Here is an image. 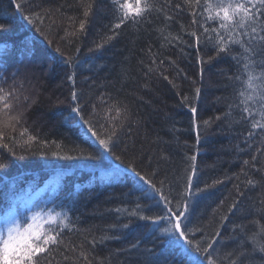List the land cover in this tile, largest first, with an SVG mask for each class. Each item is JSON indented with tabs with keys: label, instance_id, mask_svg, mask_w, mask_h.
Masks as SVG:
<instances>
[{
	"label": "trees",
	"instance_id": "1",
	"mask_svg": "<svg viewBox=\"0 0 264 264\" xmlns=\"http://www.w3.org/2000/svg\"><path fill=\"white\" fill-rule=\"evenodd\" d=\"M31 2L52 10L56 23L47 36L52 44L15 9V0H0V23L6 25V30L0 31V88L16 89L18 98L12 101L10 115L23 113L19 123L13 122L15 131L2 128L0 160L7 167L0 169V222L17 209L23 215L36 207L52 208L55 202L72 207L78 231L63 232L62 246L53 252L52 264H189L178 249H170L166 239H160L165 223L154 228L148 221L114 209L126 206L131 210L140 203L147 206L145 214H162L155 201L144 198L132 177L119 169L134 164L137 171L152 178V170L158 168L157 179L167 177L179 192L183 190L185 169L191 163L187 158L195 155L193 190L210 185L193 198L190 226L203 229L196 232L195 238H211L219 231L214 247L221 257L220 264H230L229 254L240 251L248 253L240 257L241 264H264V252L249 239L255 235L264 240L260 232L264 228V134L247 138L250 124L241 120L235 107L225 115L229 105L238 103V84L228 79L238 74L236 61L221 55L211 63L205 62L201 78L193 40L181 34V25L192 30L191 13L186 8L179 14L165 9L174 20L164 33L159 31L165 27L164 16L154 13L139 24L122 25L112 40L95 49V43L112 35L109 29L117 22L110 0H94L87 18L85 6L92 0ZM157 2L163 6L164 0ZM180 2L172 0L173 5ZM81 21L85 22L82 32ZM49 24L45 19L42 30L46 33ZM210 26L217 24L210 22ZM175 36L186 43L173 40ZM57 47L64 56L55 52ZM232 52L236 55L241 49L235 46ZM214 55L210 44H201L199 56ZM68 57L72 64L65 63ZM73 65L75 90L85 118L95 104L97 119L107 128L109 123L102 119L105 108L119 103L121 108L129 109L130 119L118 131L114 149L123 163L107 156L65 160L51 155L52 151L71 150L72 155L96 151L95 141L83 135L77 118L71 114L73 85L68 76ZM197 87L198 97L194 91ZM100 97L106 103L102 104ZM189 105L196 107L195 115ZM110 115L115 117V111ZM216 116L221 119H213L209 126L203 124ZM4 119L0 113V121ZM23 128L38 137L30 146H22L28 136H19ZM10 136L16 137L15 144ZM5 144L17 155L11 156ZM45 152L48 154L41 155ZM245 160L249 165L243 163ZM253 163L255 168L251 167ZM249 179L256 183L249 185ZM213 181L222 182L213 185ZM237 188L242 195L237 194ZM237 201V208L230 212ZM124 224L129 227L122 229ZM102 237L109 239L101 242ZM93 239L95 245L90 243ZM137 241L138 248H130ZM80 251L88 261L79 256Z\"/></svg>",
	"mask_w": 264,
	"mask_h": 264
},
{
	"label": "snow or ice",
	"instance_id": "2",
	"mask_svg": "<svg viewBox=\"0 0 264 264\" xmlns=\"http://www.w3.org/2000/svg\"><path fill=\"white\" fill-rule=\"evenodd\" d=\"M114 11L116 13V23L111 25L109 31L112 35L106 36L103 40L95 43V49L104 47L107 41L112 40L118 34L117 30L122 25L131 22L133 25L139 24L148 19L152 14H162L166 21L165 27L159 29L164 33L168 23L173 22L174 15H169L165 9H170L173 14H179L184 9H188L191 13L192 30L189 31L181 25V34L188 35L193 40V47L196 49L198 55L197 60L200 64V75H203V64L205 62L211 63L214 59L221 55L231 56L238 65V74L229 77L230 81H235L238 84L236 89V96L238 103L236 105H229V115L233 107L237 108L241 114V120L250 124V131L247 138L251 139L257 135L264 134V0H181L180 3L172 4V0H164L163 6H160L157 0H110ZM94 0L85 6L84 16L87 18L92 11ZM15 9L28 21L32 26L36 27V31L47 39L51 32V27L56 23L52 17L51 9L41 8L38 4H33L31 0H15ZM39 8V11L36 9ZM50 21L48 33L42 30L44 20ZM70 20L72 18H69ZM210 22H216L217 26L211 27ZM85 22L81 21L79 24V31H83ZM6 25L0 23V31H5ZM76 33L73 32L72 35ZM67 36L68 33L65 32ZM170 35V34H169ZM179 43H186L181 40L180 36L172 38ZM48 44H52V40L47 39ZM210 44L214 51V56L201 57L199 56V48L201 44ZM239 46L241 52L233 55L232 49ZM94 49H89L93 51ZM77 51H79L77 49ZM55 52L64 56L59 47L55 48ZM31 54V53H30ZM260 58L257 59L256 57ZM65 63L72 64V58L68 57ZM78 63V62H77ZM155 63V61H153ZM163 61H161V64ZM150 71L152 69H149ZM75 65L68 76V80L73 85V91L70 94L71 114L77 118V124L80 126L83 135L88 136L95 141V153L79 151L78 155H72L71 150L68 152L52 151L51 155L60 157L65 160H74L83 156L89 159H100L105 156L114 160H119L123 163L122 157L117 155L114 149L117 147L118 131L124 126V123L130 119V111L125 106L121 108L119 103H114L104 109L102 119L109 123V127L105 128L104 124L99 123L97 119L96 105H92V110L88 113V118H85L83 105L81 104L78 92L75 90ZM168 79V77H164ZM195 94L198 97L200 88H195ZM18 98L16 89L6 90L0 88V113H3L4 120L0 121V140L4 138L2 128H11L15 131V123H19L23 113L17 115H10L13 104L12 101ZM27 99V97H25ZM100 102L106 103L103 97H100ZM187 99L186 97L184 98ZM191 113L195 115L196 107L189 105ZM115 111V117L110 113ZM117 119L119 122H117ZM221 119L220 116L209 118L203 124L209 126L211 122ZM15 122V123H13ZM197 127V139H199V124ZM256 130H260L258 133ZM28 134V129L23 128L19 136L24 137ZM9 139L16 143V137L10 136ZM38 137L28 134L27 139L22 141V146H30L37 141ZM264 143V141H261ZM45 145L47 141L43 142ZM53 144L56 142L53 141ZM7 148L11 156H16V151L3 145ZM60 148V145H56ZM259 152L260 149L258 148ZM48 153H41L47 155ZM167 159V157H165ZM191 163L185 169L184 185L182 191H176L172 183L164 179H157L159 169H153L151 177L137 171L134 164H129L127 168L119 169L123 175H130L135 183L136 190L139 191L146 199L155 201V207L160 209L162 214H145L147 206L136 203L135 207L129 210L125 207H118L114 209L116 213H123L131 218H136L143 221L150 222L153 227H157L161 222L167 226L161 229L163 236L160 239H166L167 245L170 249H178L179 254L186 257L189 264H220L221 257L218 249L214 247L216 244V237H219V231H216L211 238L202 237L200 240L195 238L196 232H202V228L190 226V209L193 198L200 192L205 191L210 187L204 184L203 188L196 187L193 190V179L197 176V169L195 166L196 156L192 155L187 158ZM255 156L253 160H255ZM245 165H249V161H243ZM7 164L0 160V169H5ZM252 168L256 165L253 163ZM222 181H213V185ZM249 185H254L256 182L249 179ZM237 194L242 195L237 188ZM239 202H234L229 211L237 208ZM53 207L48 208L36 207L35 211L21 214L17 209L11 215H5L2 222H0V264H52L54 260L53 252L62 246L63 232L65 230H77L75 222L71 215L73 211L71 206L63 204L56 205L53 202ZM59 209V210H57ZM222 219L226 220L227 217ZM128 224L121 226L122 229H127ZM241 230L242 225H238ZM264 233V228L260 229ZM109 237H102L101 242ZM260 252H264V240L258 239L257 236L249 237ZM95 245L96 240L90 241ZM139 241L130 245V248L136 249L139 246ZM77 246H72L75 250ZM82 247V246H80ZM67 251L68 249L65 248ZM232 259L230 264H241L240 257L248 255L246 251L229 254ZM80 257L88 261V256L80 251ZM67 259V257H65ZM90 264V261H88Z\"/></svg>",
	"mask_w": 264,
	"mask_h": 264
}]
</instances>
